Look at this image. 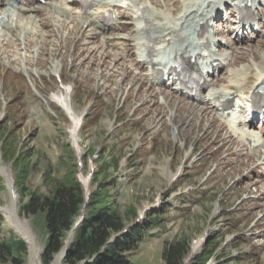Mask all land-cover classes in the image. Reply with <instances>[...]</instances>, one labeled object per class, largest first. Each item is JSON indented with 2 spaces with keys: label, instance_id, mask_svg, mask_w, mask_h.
<instances>
[{
  "label": "rangeland",
  "instance_id": "rangeland-1",
  "mask_svg": "<svg viewBox=\"0 0 264 264\" xmlns=\"http://www.w3.org/2000/svg\"><path fill=\"white\" fill-rule=\"evenodd\" d=\"M177 1L180 3L181 0H151L153 3L148 6L163 5L166 6L165 10L158 8L154 10L175 14L179 9L182 12L185 6ZM201 2L202 0L197 6L198 8L196 7L197 10L193 12V16H198L203 11L206 0L203 6ZM64 3L67 5V0ZM259 5L257 11L262 6ZM170 10L173 13H170ZM58 12L69 14L64 10ZM156 13L151 12L150 14L154 16ZM123 14L128 16L125 12ZM262 14L264 16V11ZM69 16L71 17L72 14ZM217 16L219 17V15ZM20 17L22 18L23 15ZM33 17L36 19V23L29 21ZM172 17L164 15L161 22L165 23ZM24 18L25 22L22 23L42 32L40 36H29L30 40H27L28 37H26L27 50L24 53L26 59L33 56L35 52H43V49L48 52L53 49L54 44H58L53 37L47 34L45 36L44 32L47 31V27L39 29V25H41L39 15L28 13ZM157 18H155V22H157ZM261 22V25H264L263 18L261 21L258 20V24ZM218 23L219 20H216L214 25ZM58 24L61 29L65 27L69 33L73 26L72 21H65L63 17L59 18ZM131 27L132 24L129 22L125 26H121L124 31ZM85 30L81 27L82 35ZM221 31L223 32V30ZM251 32H253L252 27ZM251 32L238 33L239 36L236 33H231L227 36L226 43L233 47L231 63L245 62L257 67V62L261 63L264 60V31L262 33L258 30L255 31L261 35L260 41L255 40V36L258 34ZM212 33L213 36L220 34V28L215 27ZM5 34L13 37L11 31L7 30ZM36 38L38 42L35 43ZM129 40H132L131 35L121 36L119 43L124 47H130ZM68 41L75 42L77 46L81 45V40L75 41L66 37L65 43ZM101 41L102 39L95 40L93 49H90L88 45L82 46L81 53L91 52L94 56L96 53H108L101 50ZM242 41L243 43L252 42V44H248L249 48L242 47ZM70 45L68 50L63 52V77H71L76 80L73 93L74 108L78 110L90 109L89 117L84 122L77 138L82 149V154L79 157L81 165L75 149L70 143V135L66 126L68 120L65 114L60 108L48 109L43 100L33 95L29 90L27 80L18 78L17 74L6 66L1 67L3 59L7 63L12 62L11 56L17 53L18 44L16 41L8 40L0 43L2 83L0 86V113L5 112V117L0 119V158L2 157L6 163H11V167H9L15 179L14 187L19 194V214L28 219L33 229L40 252V262L42 261L41 253L48 237L45 211L39 209L32 212L25 211L23 208L30 202L33 193L41 197L52 196L58 185H67L72 183L74 178L78 179V172L81 170L84 176L91 173L89 182L90 189L93 191L90 194L86 217L108 209V211L117 214L125 224L124 226H127L139 220V212L144 205L149 206L145 217L140 219L149 221V226L143 232V238L129 252V257L134 264H165L163 250L167 244L175 240L189 242V249L184 256L183 264H207L211 257H213L214 264H232L233 260L239 257V260L242 258L251 259L253 264H264V249L259 255H253L251 246L245 244L239 236L244 229L250 231L251 220L256 219V222H259L264 217V206L262 207L264 203L262 205L252 204L255 201H264L261 194V191L264 190V186H262L264 177L258 178L249 171V166L254 163L255 158L244 166L227 167L224 165L228 163L220 161L223 157L213 156L212 148L207 147L210 140L201 139L210 135L207 131L208 127L205 129L209 120V118L206 120V115L210 114L207 108L197 104L189 105L182 101L177 104V98L174 99L176 102L174 100L167 101L164 104L165 109L161 107L162 105L147 102L153 99V91L148 86L142 87V81L135 77L127 66L112 72L109 69H102L99 72L102 77L107 76L106 78L109 79L104 83H107L106 89L110 90L109 95L112 100L108 101L107 96L104 97V95L98 96L95 88H98L102 79L96 76L98 73L96 67L89 69L94 65L93 58L87 59L86 62V60L82 61L86 55H81L78 56L77 61H73L71 68L66 67L67 59L73 55ZM168 46L169 44L165 48ZM30 49L32 52L29 55ZM113 52L114 54L119 53L117 55L120 56V52L116 50ZM18 53L20 54V52ZM50 56L48 55V57ZM53 56L56 57V55ZM39 57L42 68L36 74L38 78H44L45 74H51L52 69L48 68L51 66L47 63L48 57L42 55ZM97 65L101 64L97 63ZM111 66L114 65L111 64ZM30 67L36 68L37 66L33 64ZM3 72L5 73L3 74ZM108 76L115 77L108 78ZM224 78V73L218 75L219 80ZM258 79H256L257 82ZM52 80L53 78H45L43 82L39 79L31 80V82L39 85L43 83L50 87L53 83ZM130 84L131 86H129ZM4 100L7 102L5 107ZM141 114H146L148 121L144 124L135 123L134 116ZM193 117L196 118L195 122L191 121ZM198 119H201L200 122H197ZM124 120L128 123L119 127L122 125L119 123L125 122ZM214 120L216 119L213 118L210 122L209 131L210 128H217ZM161 121L164 126L160 124ZM152 123H158L159 127H163L158 139L151 138L150 125ZM177 128V136L180 138L174 144L172 141L175 139L173 137L177 138L175 136ZM203 129H205L204 134H202ZM215 135L216 133L212 132L210 138H214ZM219 135L222 136V129L219 130ZM136 142H140L141 146L135 148ZM196 143H198L197 149L192 152ZM235 143V138L230 136L229 139H224L223 145L217 149L233 152ZM186 152H189L188 154L192 152L189 156L190 160L185 163L187 165H191V162L196 165L199 160L197 162L195 160L199 159L200 155L203 158L201 163L205 158H208V161L201 165L199 176L188 177L182 174L176 181L171 182L164 168L170 165L171 171H176L181 157ZM249 173L250 175H248ZM203 184L209 185V188H201ZM190 185L195 190L208 191L201 197L196 194L189 198L184 191ZM256 185H261L263 188H256ZM81 187L84 194L82 184ZM10 201L11 193L0 172V206L8 205ZM157 201L159 204L154 207V203ZM81 213L82 207L79 214L75 216L72 227L76 220L81 218ZM233 216L237 218L242 216L243 219L248 217V219L244 225L237 227L231 224ZM10 225L5 214L0 210V242L6 244L10 249L8 260L0 264H15L14 258L22 260V264H39L40 262L35 257L31 258L29 245ZM74 234L75 238L77 229L74 230ZM66 236L67 233L63 236V242H65ZM199 237L205 239L199 245L198 250L189 256L193 250V243ZM259 237H263V234ZM72 241L69 242V245ZM21 242L25 243V250L22 249ZM188 256L189 259L185 261Z\"/></svg>",
  "mask_w": 264,
  "mask_h": 264
},
{
  "label": "trees",
  "instance_id": "trees-1",
  "mask_svg": "<svg viewBox=\"0 0 264 264\" xmlns=\"http://www.w3.org/2000/svg\"><path fill=\"white\" fill-rule=\"evenodd\" d=\"M83 202L81 183L75 178L72 183L58 185L52 196L41 197L34 193L31 195L30 202L23 209L32 212L39 209L45 211L48 237L41 253L42 263L50 264L64 246L63 236L72 228ZM148 222L138 224L110 240L113 233L123 229L125 224L122 219L108 209L87 216L79 225L63 264H134L129 252L143 238V232L149 226ZM21 243L25 250V243ZM188 249L187 241H171L163 250L165 264H183ZM9 254V247L0 242V263L6 262ZM14 262L22 264L20 259L14 258Z\"/></svg>",
  "mask_w": 264,
  "mask_h": 264
},
{
  "label": "bare ground",
  "instance_id": "bare-ground-1",
  "mask_svg": "<svg viewBox=\"0 0 264 264\" xmlns=\"http://www.w3.org/2000/svg\"><path fill=\"white\" fill-rule=\"evenodd\" d=\"M71 1H74V0H67L68 4L65 5V3H63L64 4L63 6L59 5V4H62V3H58L57 4L55 2L54 6L56 8H65V9H68V10L72 11V9H70L69 6H68V5H70L69 2H71ZM111 1H112L113 4H116V3H119L120 5H126L127 4L129 7H131V9H132L131 11L133 13L137 14V15H138V11L136 12V8L138 10L142 9L145 12V14H146V11H145L146 7L148 6V4L153 3V2H151V0H148V3H147V0H143V1H140V0H111ZM251 1H254V0H207V3H206L205 6H208V7L211 6L212 7L215 4L214 6L217 7L216 3H218L219 5H222L225 2H227L228 4H231L237 11L238 10L241 11V10H245L246 9L247 14L255 15V14H257V8L260 6L259 5L260 3L258 4L259 6L257 4H254L253 8L251 9L249 7L250 6L249 3ZM108 4L111 5V3H108ZM184 4H185L184 10L182 9L183 11L178 15L177 21L179 23H181V25L184 24L183 26L185 28V27H187L186 24L189 25V23H190V21H188V18L191 17L192 12L197 10V8H198L197 6L199 5V2L197 0H186ZM208 7L206 9V12H202L200 14L199 19H198V22H199L198 25H200V26L202 25L203 28H205L204 25H206V26L208 25L207 30L209 32H211L213 26H210V22H209L210 13L208 12ZM105 8H108L107 4H105V7H101L99 9L98 8H94L92 10L91 14H93L94 17H95V16H97V14H100L101 11L104 10ZM65 9H63V10L64 11H68V10H65ZM54 11H57V10L54 9ZM126 11H123V12H125L128 15V10H126ZM150 13L151 12H150V9H149L148 14H147L148 16L145 15V14L143 16H141L142 17L141 18L142 22L140 21L139 18H136L137 21L139 20V22L136 24V29L135 30H137V31L141 30L142 32L144 31L146 33L149 32V35L148 34L146 35V41L144 40L142 43L140 42V45H142L141 46V50H144L143 46H144L145 42L147 44L149 42H154V41L161 40V39H164V38H166V39H164V41L167 42L166 41L168 39L167 36H169V34L172 31L175 30L174 27L176 26V24L167 25L168 24V22H167L166 25L159 27V26H157V24L155 22V18H157L158 16H161V13H164V11H162V12L158 11L156 13V15H154V16H152ZM170 13H173V11L170 10ZM216 15H218V14L216 13ZM71 17H74V15H72ZM29 21L36 23V19H34V17L31 18V20H29ZM83 23L87 24L86 20H84ZM29 28H30V26H29ZM82 28H85V26L82 25ZM197 31H198V28H197ZM8 36H10V35L8 34ZM11 36H13V35H11ZM159 38H161V39H159ZM216 38H221V36H218ZM36 42H38L37 38L35 39V43ZM175 44L177 45V43H175ZM178 45L179 46H177V47L174 46L175 50H176L175 54H177L182 49L189 50L187 48V46H185L182 42H181V44L179 43ZM117 54H119V53H117ZM180 56L181 55L178 54V57H180ZM142 60H144L145 62L151 63V61L148 59L147 55H146V58L143 57ZM221 62H219V65L221 64ZM60 65H61L60 62L54 61V66L52 68V72L51 73L55 74V75H60V73H61V66ZM260 65L262 66V71H261V73H257V75H258L257 78H260L261 81L260 82L259 81L258 82L255 81L250 86V88L253 89L255 94H258V89L262 88L264 90V60H262ZM245 69L247 70V69H249V67H246ZM244 72L245 71L242 70V72H240V73L239 72L233 73V76H231L230 79H229V81H231V82H229V85H234V84L238 85V83L242 79L241 77H242V74ZM248 80H249V76L247 78V81ZM220 92H223V94H221V96H223L224 94H226V92H229V90L226 89V88H223L220 91L219 90L212 91L211 92L212 100H218L217 96H219ZM254 96H257V95H254ZM237 123L239 124V121ZM70 124L71 125L73 124L72 120H70ZM76 153L80 154L78 150H77ZM167 166L164 169H165V172H166V174L168 176V179H169V178H171L174 175V172L171 171L170 165H167ZM0 172H1V174H2V176L4 178V180H5L8 188H9L10 193H11V201L9 202L10 204L5 205V206H0V210L5 214L7 222L9 224H11L16 229V231L21 235V237L29 245L31 258L33 259V257H35L38 260V262H40V260H39L40 252L38 250V246H37L36 241H35V236H34L33 229L31 228L28 219L26 217H23V216H21L19 214V204H18V202H19V194L17 193V191H16V189L14 187L15 179L13 178L12 170L10 169V167L8 165H5L4 163L0 162ZM74 236H75L74 231L70 230L69 232H67V237H66V240H65V244L61 248V250L56 253V256L54 257L52 264H62V254L64 252L65 245L67 243L71 242L72 239L74 238ZM200 241L201 240H200V237H199L198 239L195 240L193 245L194 246L199 245L198 243H200Z\"/></svg>",
  "mask_w": 264,
  "mask_h": 264
},
{
  "label": "water",
  "instance_id": "water-1",
  "mask_svg": "<svg viewBox=\"0 0 264 264\" xmlns=\"http://www.w3.org/2000/svg\"><path fill=\"white\" fill-rule=\"evenodd\" d=\"M92 193V190L90 189V188H85V190H84V202H83V204H82V213H81V217L82 218H85V214H86V210H87V206H88V204L90 203V194ZM135 223H133L132 225H134ZM129 225H127L122 231H119V232H116L115 234H113V236L110 238V239H113L114 237H116V236H118V235H120L122 232H124V231H126L127 230V227H128ZM76 229V227L75 226H73V228L71 229V231H74ZM69 232V231H68ZM69 243H67L66 245H65V248H64V252H63V254H62V258L66 255V253H67V250H68V248H69ZM61 250V249H60ZM189 259V257H187L186 258V261ZM83 263V262H82Z\"/></svg>",
  "mask_w": 264,
  "mask_h": 264
},
{
  "label": "flooded vegetation",
  "instance_id": "flooded-vegetation-1",
  "mask_svg": "<svg viewBox=\"0 0 264 264\" xmlns=\"http://www.w3.org/2000/svg\"><path fill=\"white\" fill-rule=\"evenodd\" d=\"M89 114H90V111L86 114V116H85L83 122H86V119L89 117V116H88ZM79 133H80V131H79Z\"/></svg>",
  "mask_w": 264,
  "mask_h": 264
}]
</instances>
